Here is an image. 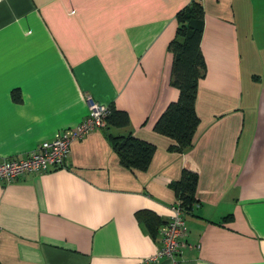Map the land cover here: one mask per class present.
Here are the masks:
<instances>
[{"label":"crops","instance_id":"0c3cea01","mask_svg":"<svg viewBox=\"0 0 264 264\" xmlns=\"http://www.w3.org/2000/svg\"><path fill=\"white\" fill-rule=\"evenodd\" d=\"M190 1L0 0V162L78 124L87 96L129 117L73 140L64 167L0 179V264H174L151 257L184 169L175 264H264V0H201L199 123L178 152L154 124L178 98L168 44ZM128 133L155 145L144 170L110 143Z\"/></svg>","mask_w":264,"mask_h":264},{"label":"trees","instance_id":"16d2710c","mask_svg":"<svg viewBox=\"0 0 264 264\" xmlns=\"http://www.w3.org/2000/svg\"><path fill=\"white\" fill-rule=\"evenodd\" d=\"M176 21L175 36L169 42L168 50L173 57L170 82L178 89V98L167 105L155 122L154 130L172 139L170 150L183 152L192 146L194 133L199 123L195 102L198 82L206 70L200 48L204 27V10L201 0H191L189 4L181 8L176 13ZM106 119L105 127L109 125L123 127L129 124L127 112L113 106H110V113ZM109 140L118 153L120 161L127 167L146 169L155 151L153 143L138 139L129 133L119 136L109 135ZM197 180L198 176L195 172L184 169L180 179L170 184L175 191L176 202L179 203L184 214L191 213L196 203ZM148 213L140 211L138 217L140 219L145 217L149 229L155 234L158 225L155 226L157 222L154 226L149 224V220L146 219ZM224 219L229 220L230 216Z\"/></svg>","mask_w":264,"mask_h":264},{"label":"built area","instance_id":"2783aa9c","mask_svg":"<svg viewBox=\"0 0 264 264\" xmlns=\"http://www.w3.org/2000/svg\"><path fill=\"white\" fill-rule=\"evenodd\" d=\"M88 114L75 126L65 129L52 139L44 140L24 157H10L0 162V179L10 182L26 173H37L49 168L64 167L73 140L84 137L89 132L106 126L110 106L98 103L87 96ZM160 246L151 260L160 257L171 259L186 246L187 225L185 214L178 202L171 207V214L159 229Z\"/></svg>","mask_w":264,"mask_h":264}]
</instances>
